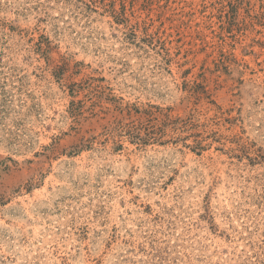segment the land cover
Wrapping results in <instances>:
<instances>
[{"label": "rangeland", "instance_id": "rangeland-1", "mask_svg": "<svg viewBox=\"0 0 264 264\" xmlns=\"http://www.w3.org/2000/svg\"><path fill=\"white\" fill-rule=\"evenodd\" d=\"M0 264H264V0H0Z\"/></svg>", "mask_w": 264, "mask_h": 264}, {"label": "trees", "instance_id": "trees-1", "mask_svg": "<svg viewBox=\"0 0 264 264\" xmlns=\"http://www.w3.org/2000/svg\"><path fill=\"white\" fill-rule=\"evenodd\" d=\"M148 115H150L149 113H147ZM164 116H166V118H165V121H167V120H169V116H168V114H164ZM190 122V121H189ZM189 122H185L186 124H188ZM168 123V122H167ZM167 123L165 124V125H167ZM178 123H180V120L178 119L177 121H175V124H178ZM136 136H138V135H135V137ZM141 139V138H140ZM146 138L144 137V140H145ZM145 143H146V141H144Z\"/></svg>", "mask_w": 264, "mask_h": 264}]
</instances>
